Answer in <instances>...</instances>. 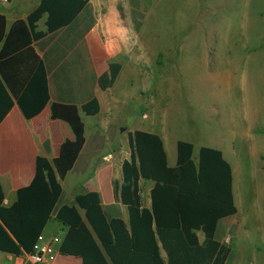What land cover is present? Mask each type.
I'll list each match as a JSON object with an SVG mask.
<instances>
[{
	"label": "trees",
	"instance_id": "16d2710c",
	"mask_svg": "<svg viewBox=\"0 0 264 264\" xmlns=\"http://www.w3.org/2000/svg\"><path fill=\"white\" fill-rule=\"evenodd\" d=\"M91 0H42L28 17L33 38L39 42L70 26ZM47 15V32L37 23ZM122 64L113 61L99 78L107 90L115 84ZM50 101L47 69L41 62L17 104L28 120L40 115ZM15 102L0 76V125ZM96 98L82 105L87 116L100 113ZM131 157L122 164V183H114L115 198L128 208L130 220H109L97 192L75 198L58 208L63 194L49 159L39 156L32 183L17 192L7 206L0 184V253L23 256L33 250L54 214L67 228L60 253L83 264H226L231 248L216 239L219 222L235 216L233 169L222 151L179 141L177 166L171 167L162 138L146 131L129 133ZM72 161V160H71ZM61 162V161H58ZM70 167V159L66 161ZM62 176L66 172L60 170ZM152 181L151 208L143 206L139 183ZM204 234L201 242L198 233ZM165 254V256H164Z\"/></svg>",
	"mask_w": 264,
	"mask_h": 264
},
{
	"label": "crops",
	"instance_id": "0c3cea01",
	"mask_svg": "<svg viewBox=\"0 0 264 264\" xmlns=\"http://www.w3.org/2000/svg\"><path fill=\"white\" fill-rule=\"evenodd\" d=\"M41 1L9 0L8 3H3L0 0V76L15 102L12 111L0 125V184L5 194V204L7 206L13 204L17 199L18 190L32 183L36 174L37 159L43 156L51 161L61 182L63 194L60 201L66 197L58 204V208L64 204H73L80 194L97 192L101 196L102 207L109 220L122 218L129 223L128 208L115 198L114 193V183H122V164L131 157L129 133L139 130L159 135L164 142L171 167L177 166L179 141L186 140H180L177 133L172 132L173 126H176L174 129L177 131V120L173 123L167 122L168 116L157 109L163 119L160 129L154 131L153 122L145 124L137 122L135 107L127 122L129 126L127 142H122L118 136L112 138L107 127L110 124L106 126L104 134L101 119L106 102H109L113 117L121 112L123 100L119 98L116 88L126 68L122 65L115 84L107 90L100 88L99 78L108 72L111 62H119L122 48L112 42L109 45L103 41L100 23L88 24L89 10H96L94 0H91L90 5L73 24L54 36L36 42L28 17L40 6ZM46 20L47 15L37 23V31L47 32ZM41 62H44L47 69L50 101L40 115L28 120L22 114L17 101ZM138 75L142 78V85L134 96L145 92L150 83V78L146 79L144 73L139 71ZM223 84L226 91V76ZM93 98L98 100L101 110L96 116H87L82 111V105ZM129 101L130 97L127 98V102ZM144 102L147 101L138 98L134 100L138 109L156 108L151 103ZM143 117L149 119L146 113ZM92 119H98L93 132L89 128ZM138 123L139 125H136ZM223 125L225 128L216 145L209 147L222 151L227 159L225 118ZM97 127L101 129L97 130ZM194 147V157L197 159L200 149L207 146L200 147L198 151L195 144ZM67 159H70V167ZM228 162L233 169V192L238 213L219 222L217 231L222 230V233L220 237L216 233V239L231 248L226 264H264V254L258 256L252 252V249L255 252L263 250L247 243L251 223L245 218L247 217L245 213L262 218L264 204L261 202V196L264 192L262 191L261 195L250 184L249 176L246 174L241 173V178L237 179L232 163L230 160ZM61 169L66 171L63 176ZM139 186L143 206L151 208L154 182L141 180ZM247 191L255 193L250 208H246ZM55 217L56 214L44 233L48 238L59 235L63 240L67 228L59 224ZM53 221L55 224L52 225ZM59 230L63 232V236ZM200 233L198 236L203 242L205 237L200 236ZM0 264L30 263L26 262L23 256L0 253ZM58 264L83 262L78 257L60 253Z\"/></svg>",
	"mask_w": 264,
	"mask_h": 264
},
{
	"label": "rangeland",
	"instance_id": "374dc122",
	"mask_svg": "<svg viewBox=\"0 0 264 264\" xmlns=\"http://www.w3.org/2000/svg\"><path fill=\"white\" fill-rule=\"evenodd\" d=\"M94 3L96 10H89L87 22L100 23L103 41L122 48L119 63L126 68L116 88L123 100L121 112L113 117L106 102L101 119L103 133L108 127L112 138L118 136L127 142V122L133 107L137 122H153L154 131H158L163 119L157 112L160 109L168 116L167 122L178 121L177 131L173 126L172 132L180 140L193 142L198 151L202 146L216 145L225 128V118L226 157L235 169L236 178L246 174L262 195L264 0H94ZM136 70L150 78V83L145 92L134 96L142 85ZM136 98L156 108L138 109ZM144 113L149 119H144ZM96 120L89 122L92 132ZM254 197L253 191H247L246 208L251 207ZM261 197L264 204V195ZM245 216L251 223L247 243L264 251V214L262 218L251 213ZM221 233L222 230L217 231L219 237ZM200 236L204 237L202 233ZM263 251L252 249L258 256Z\"/></svg>",
	"mask_w": 264,
	"mask_h": 264
},
{
	"label": "built area",
	"instance_id": "2783aa9c",
	"mask_svg": "<svg viewBox=\"0 0 264 264\" xmlns=\"http://www.w3.org/2000/svg\"><path fill=\"white\" fill-rule=\"evenodd\" d=\"M2 1L3 3L9 2V0ZM61 242L62 238L59 235L48 238L45 233H42L32 252L25 253L23 258L30 264H58Z\"/></svg>",
	"mask_w": 264,
	"mask_h": 264
}]
</instances>
